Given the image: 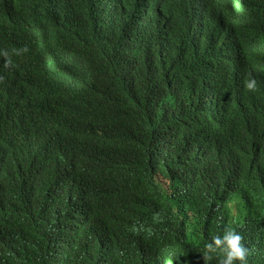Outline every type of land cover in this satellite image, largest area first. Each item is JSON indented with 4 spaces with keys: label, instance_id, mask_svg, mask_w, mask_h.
Wrapping results in <instances>:
<instances>
[{
    "label": "trees",
    "instance_id": "1",
    "mask_svg": "<svg viewBox=\"0 0 264 264\" xmlns=\"http://www.w3.org/2000/svg\"><path fill=\"white\" fill-rule=\"evenodd\" d=\"M4 50L0 264H264V0H0Z\"/></svg>",
    "mask_w": 264,
    "mask_h": 264
},
{
    "label": "clouds",
    "instance_id": "2",
    "mask_svg": "<svg viewBox=\"0 0 264 264\" xmlns=\"http://www.w3.org/2000/svg\"><path fill=\"white\" fill-rule=\"evenodd\" d=\"M28 48L13 49L12 52L20 55L27 52ZM3 58V68L11 70L16 67L8 50L0 52ZM5 77L0 75V83ZM245 90L248 92L257 91V80L252 73H247L244 81ZM250 249L245 244V237L234 227L228 226L223 230L222 235H212L210 241L205 244V251L202 254L203 264H210L216 260V264H247Z\"/></svg>",
    "mask_w": 264,
    "mask_h": 264
}]
</instances>
